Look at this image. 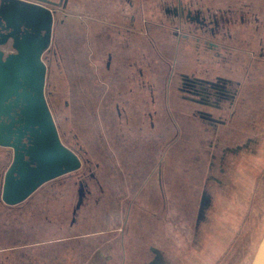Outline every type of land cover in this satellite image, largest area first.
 <instances>
[{"label":"rangeland","instance_id":"374dc122","mask_svg":"<svg viewBox=\"0 0 264 264\" xmlns=\"http://www.w3.org/2000/svg\"><path fill=\"white\" fill-rule=\"evenodd\" d=\"M165 1L134 0L131 8L123 0H70L56 7L46 97L63 143L83 166L10 207L2 193L14 153L0 147V264L254 261L264 237V73L252 68L264 40V0H194L224 16L229 9L259 15V23L230 26L221 42L231 49L221 53L228 62L219 64L214 51L175 35ZM229 68L244 84L252 70L250 94L218 141L179 88L183 75L213 78ZM89 166L96 179L73 223ZM155 243L161 258L148 255L145 246Z\"/></svg>","mask_w":264,"mask_h":264},{"label":"water","instance_id":"95a60500","mask_svg":"<svg viewBox=\"0 0 264 264\" xmlns=\"http://www.w3.org/2000/svg\"><path fill=\"white\" fill-rule=\"evenodd\" d=\"M46 0H0V147L13 150L2 200L26 202L46 183L79 171L82 160L65 145L46 97L56 10ZM13 51L6 53L4 47ZM75 209L87 192L83 185ZM252 264H264V237Z\"/></svg>","mask_w":264,"mask_h":264},{"label":"flooded vegetation","instance_id":"af4514ba","mask_svg":"<svg viewBox=\"0 0 264 264\" xmlns=\"http://www.w3.org/2000/svg\"><path fill=\"white\" fill-rule=\"evenodd\" d=\"M52 3L60 4V7H66L70 0H46ZM128 6L133 8L135 6L134 0H123ZM49 6V5H48ZM50 8L56 10V7L50 5ZM167 16L165 21L169 25L175 28V35L178 38L188 40L194 38L196 43L201 46L205 51H214L213 60L220 62H228L227 56H221L222 51H228L230 48L221 45L225 39V34L230 32V26L239 22L241 25L248 26L249 23H259L260 18L257 14H251V10H237L229 9L226 11V16L220 15L219 11H214L211 8L205 9L203 4L197 1L190 0L188 3L184 0H167L162 6ZM58 13V11H57ZM56 13V15H57ZM55 15V16H56ZM135 16L131 18V22H134ZM55 23V22H54ZM224 24L227 26L225 27ZM243 26V25H242ZM183 28H188V33L182 32ZM227 28V29H226ZM203 36V38L201 37ZM204 37H208V40H204ZM259 51L254 52V67L252 68L254 73H264V40L259 41ZM253 55V53H250ZM258 55V56H257ZM220 58L221 61H220ZM112 55L109 54V61L107 67H110ZM232 71V68H229ZM229 71L227 74H219L214 76H199L193 74L192 76H181V91L188 93L184 96L186 101H190L195 105L194 111L195 119L200 123L205 133L211 136H216L220 141V133L230 126L231 119L238 114L241 107H246L249 97L248 83L252 80V70L249 68V73L246 74L245 84L232 76L233 71ZM122 115V113H120ZM230 118V119H229ZM212 142H209L211 146ZM209 153H207L208 155ZM89 174L82 177L80 183L85 188L88 198L90 194L89 180L96 179L93 174V169L88 167ZM80 185V188L82 187ZM85 198V200H86ZM84 200V203H85ZM84 205V204H83ZM77 213L74 212L73 223L77 220Z\"/></svg>","mask_w":264,"mask_h":264},{"label":"crops","instance_id":"0c3cea01","mask_svg":"<svg viewBox=\"0 0 264 264\" xmlns=\"http://www.w3.org/2000/svg\"><path fill=\"white\" fill-rule=\"evenodd\" d=\"M162 193L161 194H163V197L165 198L166 197V191L163 189V191H161ZM154 216H156L157 214L155 213V214H153ZM150 225H151V223H150ZM196 228H197V230H198V226H196ZM200 240V239H199ZM196 242H197V244H198V238H196ZM156 244V247H154V246H151L150 244L148 245H146L145 247L146 248H148L149 249V253L150 254H148V255H155V256H158V257H163V254L165 253V252H163V247L162 246H158V244L157 243H155ZM203 240H201V242L199 241V248H200V251H201V254H203L204 253V251H203ZM179 245V244H178ZM135 256L138 258V259H142L143 258V254H144V251L140 248V246L138 245V249L135 251ZM152 253V254H151ZM165 255V254H164ZM150 258H153V257H150ZM155 258H157V257H155ZM145 262L146 263H148V262H150V259L149 258H147V259H145ZM153 264V263H152ZM162 264H164V263H162Z\"/></svg>","mask_w":264,"mask_h":264}]
</instances>
